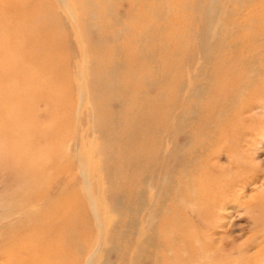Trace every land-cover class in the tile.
Listing matches in <instances>:
<instances>
[{
    "label": "bare ground",
    "instance_id": "bare-ground-1",
    "mask_svg": "<svg viewBox=\"0 0 264 264\" xmlns=\"http://www.w3.org/2000/svg\"><path fill=\"white\" fill-rule=\"evenodd\" d=\"M123 1L61 0V8L47 5L35 13L34 0H0L2 10L12 12L3 13L13 18L10 24L23 17V28L12 25L23 48L53 39L46 24L64 26L58 9L69 15L83 47L84 60L74 65L81 105L89 98L86 85L105 96L121 90L127 97L138 84L157 88L153 101L142 90L131 105L121 94L109 97L130 109L125 136L110 135L126 148L111 156L112 164L124 163L127 172L114 173L124 186L118 194L126 199L125 217L114 220L109 236L92 177L81 171L79 113L70 117L76 137L67 164L66 98L35 88L42 77L32 74L0 87V264H97L99 248L85 245V211L105 255L118 250L125 263L264 264V0H196L197 34L191 41L184 29L180 36L189 38V46L179 44L174 52L165 31L179 24L169 0H126V12ZM91 30L98 32V49ZM121 36L127 44L118 42ZM109 37L121 61L104 55ZM132 44L136 55L128 53ZM58 59L66 75L65 61ZM43 65L30 67L49 74L54 66ZM144 69L152 75L136 80ZM114 125L123 126L117 120ZM235 228L246 232L241 245L235 243L242 236H229Z\"/></svg>",
    "mask_w": 264,
    "mask_h": 264
},
{
    "label": "rangeland",
    "instance_id": "rangeland-1",
    "mask_svg": "<svg viewBox=\"0 0 264 264\" xmlns=\"http://www.w3.org/2000/svg\"><path fill=\"white\" fill-rule=\"evenodd\" d=\"M19 1L21 2L23 0H19ZM152 2L153 1L142 2L139 6H141L142 8L143 5H149ZM72 3L73 4L76 3V0H72ZM122 3L123 6L121 7V9L123 11L127 10L130 3H127L126 0H124ZM192 4H193L192 8L187 7L188 5L190 6ZM47 5L50 7L57 6L61 8L62 2L61 0H49V2L48 0H34V5L31 6V11L35 13L42 12V10H44V6L46 7ZM168 5H170L172 9L171 14L173 16L172 18L173 21H176L179 24V29L176 27L173 28L171 26H168L166 28L167 31H165V35L171 34L172 36V38H170L171 40L169 41L170 42L169 52L172 51L174 52L175 49L178 48L179 44H182L183 47L189 46L190 43L189 38L185 35L184 40H182L180 34L183 32L184 29H186V33L189 34L192 41L193 36L197 34L196 30L198 31L199 28L197 25V18H199L200 20V14L199 11L196 9V0H169ZM73 6L74 9L78 10V12L81 11V9L79 8L80 5L77 6L75 4ZM2 9L3 7L0 6V87H4L5 85L11 83L12 80L10 78L13 77L18 78V76L24 77L25 74L26 75L32 74L39 76V79L40 77H42V81L38 82L39 84L37 83L35 85V88L37 89L46 88L50 91L57 92L66 98L65 119H67V123L65 125V139H66L65 144H66L67 158L65 160L67 164H69L70 161L72 162V160L74 159V152L73 150L70 149L69 146L73 144V139L76 137L74 134V127L76 124L70 117H71V113L72 114L76 112L79 113L80 115L79 137L81 140L80 158L81 160H83L82 162L83 166L81 171L87 174L88 176L92 177L91 182L93 186L94 195L95 197L98 198V199L96 198L98 202L99 203L101 202V206L104 209V215H105L104 217L106 218L107 221H109V224L107 226V234L109 236H112V233H108V232H110V230L113 228L114 226L113 222L115 219H124L125 212L123 205L126 204V199L121 197V195H119L120 192L124 189V186L122 185L123 183H121L120 180L119 181L116 180V178L114 177V173L121 171L122 173L126 174L127 169L124 163L123 164L121 163L116 167L113 166L111 161V156L118 155L119 152H123L122 153L123 155L124 152H126V148L125 146H123V144L121 145L120 143H116V144L113 143V140L110 139L111 138L110 135L114 134L120 137L125 136V126L129 122V118H130L129 106L126 105L125 107L124 105H121V103L119 104L120 101L115 102L112 100L111 102H109V97L111 93L105 96L104 94H102L103 92L95 91L88 85H86V90H87V94H89L88 95L89 98L87 97V101L82 103V105L80 104L81 94H80L79 85L82 83V81L79 79L80 70L79 68H75L74 65L77 64L79 66L83 62L84 59L80 54L82 52L83 47H81L82 44L81 40L79 38H76V27H75L76 25L71 23L70 17L65 11L59 9L57 10L61 14V19L63 21L65 20L64 26H60L58 23L46 24L47 25L46 28L48 32L53 36V39H49V40L42 39L39 40V44L31 43L30 48H26V47L23 48L22 47L23 43L21 42V39L16 40L15 36L13 35L17 32L16 28H15V32H13L12 29L13 24L14 27L23 28L25 26L23 17L20 19H17V17L14 18L17 19V21L14 22L13 24H10L13 18L11 17L4 18L3 13H6L8 10L4 12V10ZM10 13L12 12H7L5 16L11 15ZM123 13L124 12H122L121 14ZM25 14L28 15V13ZM122 17H124V15H122ZM134 20H136V18L133 19L132 23H135ZM177 20H179V22ZM187 23H189V25ZM201 27L202 24L200 25V28ZM115 28L118 29L117 27ZM177 33H179V35ZM69 37L72 38L68 42ZM89 37L92 42L93 49L94 48L98 49L99 48L98 32L91 30ZM118 42L120 44L128 43L127 39L125 40L123 36L120 37ZM115 44L116 41L113 40L112 37H109L108 40L105 39L104 46L106 47V51L104 52V55L106 54V58L108 59L115 58L117 61H121L122 56L118 54L116 57L114 51L111 50V48ZM50 46L52 47V51L49 52ZM128 47H129L128 51L130 50L128 53L130 55H136L138 49L137 45L132 44L130 46H127V48ZM44 49H46V51H44ZM184 50L189 51V49H184ZM54 52H56L55 53L56 55L54 54ZM58 58H62L65 61V67H63L64 69L63 71H65V68L67 67L66 75L65 73L63 74L60 71V68L56 62L59 60ZM43 61H45V63ZM46 62L48 65H51L52 63L54 65L50 70L49 74L46 73L45 71H40V70L36 71L35 68L30 67V66H36L39 63H41V65L43 64L47 65ZM45 69L46 68L42 70ZM121 74H123L124 77H126L127 74L126 69L124 71H121ZM146 74L152 75V71L150 69L148 70L144 69L141 74H138L136 80L139 79L141 80L143 78L142 76ZM93 75L94 76L96 75L95 71ZM93 78L94 77H91V74H89L88 80L91 83ZM124 80L126 81V79ZM152 88H149L142 84H138L135 90H132L130 92V95L128 97L127 95L124 96L121 93V90H114L111 95L121 94L123 97L129 100V103L131 105L134 104L133 99L137 100L139 98L140 95L138 94V92L141 90L146 92V94L143 95L146 99H149V101L155 100L157 88L156 87L153 89ZM92 97H94V100ZM90 98L92 102L94 101L93 103L90 101ZM154 116L155 115L153 114V117ZM116 120L122 122L123 126L118 128L116 125H114ZM100 133H102V135ZM261 154L262 155L260 158L264 159V148L261 150ZM90 158L91 161H89ZM68 170L69 171L66 172L67 173L66 176L68 180V186H71L74 183L71 180L73 170L72 169H68ZM78 172L79 171L76 170L77 176L79 177L80 192H82V189L84 192L85 180L82 177L81 172L79 173ZM115 194L117 195L116 197ZM233 218L235 222L244 224V222H238V219H236L235 217ZM83 219L84 222H86L87 224V230L84 233V239H86L85 245L89 246L92 249H95L97 247L99 248L97 254L98 255L97 264H105L107 261L111 262V264H130L129 262L125 263L119 259L120 252L118 250H115L109 256L105 255L103 251L104 245L99 243L98 241L99 240L98 232L96 231V229L94 230V221L92 220L89 212L88 213L86 211L84 212ZM120 233L121 232L114 233L113 235L114 236L120 235ZM245 234L246 232L238 231L236 230V228L233 231V234L232 232H229L230 237H232V235L242 236L240 239L236 241L235 245H241L245 241L247 237L245 236Z\"/></svg>",
    "mask_w": 264,
    "mask_h": 264
}]
</instances>
